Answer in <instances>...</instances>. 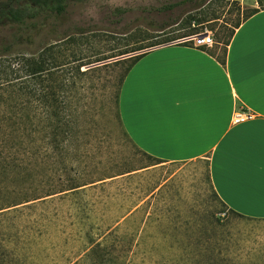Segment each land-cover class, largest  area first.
<instances>
[{
  "label": "rangeland",
  "instance_id": "obj_1",
  "mask_svg": "<svg viewBox=\"0 0 264 264\" xmlns=\"http://www.w3.org/2000/svg\"><path fill=\"white\" fill-rule=\"evenodd\" d=\"M249 1L70 0L45 30L0 27V43L23 41L10 55H33L65 40L70 69L81 64L85 72L66 80L74 83L71 133L53 137L49 130L43 144L19 146L5 125L0 129V260L59 264L80 247L105 242L107 249L84 264L102 258L101 264H155L170 255L264 264V219L225 208L208 184L205 160L153 164L125 133L115 104L130 60L152 47L123 52L204 30L213 33L211 48L222 51L234 25L253 9ZM9 115L0 110V119ZM20 240L60 244L36 256L26 250L24 257Z\"/></svg>",
  "mask_w": 264,
  "mask_h": 264
},
{
  "label": "crops",
  "instance_id": "obj_2",
  "mask_svg": "<svg viewBox=\"0 0 264 264\" xmlns=\"http://www.w3.org/2000/svg\"><path fill=\"white\" fill-rule=\"evenodd\" d=\"M260 1L248 2V7L259 10L242 19L222 51L179 43L148 50L129 70L119 98L123 128L138 148L164 163L205 160L214 190L228 209L255 219H264V5ZM240 110L252 111L255 117L235 124L233 115ZM43 242L20 240V255L25 257L26 250L35 256L55 251L60 244ZM107 247L105 242L80 247L59 264H84ZM61 253L64 257L65 251ZM155 261L230 264V260L215 262L199 256L170 255ZM35 263L0 260V264Z\"/></svg>",
  "mask_w": 264,
  "mask_h": 264
},
{
  "label": "trees",
  "instance_id": "obj_3",
  "mask_svg": "<svg viewBox=\"0 0 264 264\" xmlns=\"http://www.w3.org/2000/svg\"><path fill=\"white\" fill-rule=\"evenodd\" d=\"M76 1L81 2L83 0ZM69 3L70 0H2L0 2V27L17 25L26 26L36 32L45 30L50 17L62 16L66 12ZM258 10L257 8L251 9L244 18L256 13ZM241 21L234 25L230 37ZM197 32L200 31L190 32L185 34V36ZM157 37H160V35ZM178 38L158 39L149 45L134 48L122 54L148 47L154 48ZM64 41L43 46L39 52L29 56L22 53L9 54L12 45H21L22 39L14 40L7 44L0 43L3 51V54H0V110L4 108L10 113L6 118L0 119V129H3V125L9 129L7 136L11 144L25 146L33 141L36 143L41 141V144H43L42 142H45L49 130H51L53 137L72 132V100L68 101L74 87V83L73 85L71 84L76 74L83 75L85 72L80 71L81 64L75 65L70 69L68 64L70 61L65 60L67 55L64 53ZM228 41L225 44H228ZM179 44L189 45L188 43ZM147 52H141L133 56L119 79L115 104L121 124L119 98L122 85L132 66ZM5 63L7 64L4 65ZM72 69L76 72H69ZM67 73L71 74L66 75ZM68 78H72V82L66 81ZM144 153L156 161L153 164L165 162L158 157ZM207 179L214 197L225 208H228L214 190L209 170ZM62 191H65V189L49 194ZM229 210L241 217H245L232 209ZM204 249L205 252L208 250L207 248Z\"/></svg>",
  "mask_w": 264,
  "mask_h": 264
},
{
  "label": "built area",
  "instance_id": "obj_4",
  "mask_svg": "<svg viewBox=\"0 0 264 264\" xmlns=\"http://www.w3.org/2000/svg\"><path fill=\"white\" fill-rule=\"evenodd\" d=\"M178 43H193L195 47H212L215 43L213 33L209 30H204L191 34L188 36L181 37ZM255 117L254 112L248 110L236 111L233 115V123H242Z\"/></svg>",
  "mask_w": 264,
  "mask_h": 264
}]
</instances>
